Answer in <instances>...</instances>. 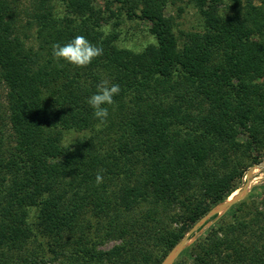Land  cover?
Masks as SVG:
<instances>
[{"label":"trees","instance_id":"1","mask_svg":"<svg viewBox=\"0 0 264 264\" xmlns=\"http://www.w3.org/2000/svg\"><path fill=\"white\" fill-rule=\"evenodd\" d=\"M37 1L46 25L53 4ZM62 1L82 11L78 26L36 48L20 34L18 0H0V120L12 138L0 131V264H160L264 155V0L233 17L191 0L205 19L189 30L168 0ZM128 20L147 21L153 42L120 47ZM85 29L102 54L55 63L52 45ZM102 80L120 92L98 126L86 98ZM229 212L174 264H264V201ZM101 239L119 242L103 250Z\"/></svg>","mask_w":264,"mask_h":264},{"label":"rangeland","instance_id":"2","mask_svg":"<svg viewBox=\"0 0 264 264\" xmlns=\"http://www.w3.org/2000/svg\"><path fill=\"white\" fill-rule=\"evenodd\" d=\"M73 1V4L75 6L79 5L83 0H71ZM93 3L101 8H106V2L108 0H92ZM141 1V0H138ZM206 3L212 8L214 14L220 15L223 14V12H227L228 16H234L236 12L238 11L240 6V2L245 4V0H205ZM254 3H258V0H254ZM18 4L20 5V34L25 38L27 44H31L35 46L36 48L42 44V46L50 47L51 44H47L45 42L46 39H49L52 37L53 32L55 31L56 27L60 28L62 31H66L72 27L78 26V23L80 22L79 17H81V12L78 8V16L76 14H73L71 11H69L68 7L66 6V3H64L62 0H50L49 4H53L52 8L48 7V10H51L52 12V21L49 22L46 25L40 24L38 22V18L34 16L35 11H44L43 8L39 9L38 4L39 2L37 0H18ZM140 7H143V4H140ZM206 4L203 5V9H205ZM113 9L116 11V4L112 6ZM85 9V8H83ZM167 14L172 13V15L175 16L176 22L178 24L179 28H182L184 30L189 29H195L198 26L203 24V19H205L204 14L202 13L201 9L199 8L198 4L191 0H168L167 2ZM72 17L74 19L68 20ZM108 19H116V17H110ZM102 20V18H100ZM107 24L104 22V27ZM117 31L120 33V37L118 39V45L120 47H127L131 48L133 50H142L149 42H153V38L151 33L149 32V23L144 20H128L126 23H121L119 26L116 27ZM256 29V26L253 28ZM87 30L85 29V34H79L80 36H86ZM95 43V42H92ZM52 49V48H51ZM44 56L45 57H52L49 54L48 48L44 49ZM55 63H58L57 59L54 58L53 60ZM6 85L4 82L0 81V106H3L7 103L6 99ZM1 111V110H0ZM3 114V113H0ZM4 120H0V127L1 132L3 133V139L4 143L8 145V143L11 142V132L9 130V127ZM77 133H71L69 136L70 139H72L74 136H76ZM1 135V133H0ZM264 161V155L260 158L258 163H255L247 169V172L252 166H255L259 163ZM252 188L250 191L246 194V196L242 199L246 202H252L255 201V203H260L261 201H264V167L261 168L259 166L255 167L254 173L250 178ZM247 181V173L244 176L241 185L236 192L241 189L244 184ZM234 191V192H235ZM233 192V193H234ZM240 200V201H242ZM239 201V202H240ZM238 203V202H237ZM229 210V209H228ZM227 210V211H228ZM224 212L220 214L219 216L215 217L214 219L209 220L208 225L200 231L197 236L193 237L190 241V244L194 243L199 236L205 234L206 229L211 226L213 223H216L223 215H231L232 212L227 213ZM99 239V238H98ZM117 240H108V239H101V242L97 245L98 249L107 250L111 248L114 244L118 243ZM189 244V245H190ZM185 257H187L190 261L192 259V256L185 252L183 254ZM60 258L58 260H55L52 262V264L59 263Z\"/></svg>","mask_w":264,"mask_h":264},{"label":"clouds","instance_id":"3","mask_svg":"<svg viewBox=\"0 0 264 264\" xmlns=\"http://www.w3.org/2000/svg\"><path fill=\"white\" fill-rule=\"evenodd\" d=\"M102 54V49L95 46L84 36H75L66 43L52 45L53 58L76 67H85ZM120 92L118 83H109L102 80L96 86V91L86 98V103L92 109L93 117L98 126L106 122L109 115L108 106L114 103V97ZM102 176L98 173L96 182L100 183Z\"/></svg>","mask_w":264,"mask_h":264},{"label":"water","instance_id":"4","mask_svg":"<svg viewBox=\"0 0 264 264\" xmlns=\"http://www.w3.org/2000/svg\"><path fill=\"white\" fill-rule=\"evenodd\" d=\"M264 167V161L261 163L252 166L247 172V181L244 186L239 189L235 195H231L226 200L218 203L216 206L212 207L204 216H202L186 233V235L168 252L165 258L161 261L160 264H174L178 259L182 251L190 244V241L193 237L197 236V234L202 231L209 223V219L215 215L219 216L220 214L226 212L230 209L234 204L242 200L246 194L252 188L251 184V176L254 173L255 167ZM194 235V236H193Z\"/></svg>","mask_w":264,"mask_h":264},{"label":"bare ground","instance_id":"5","mask_svg":"<svg viewBox=\"0 0 264 264\" xmlns=\"http://www.w3.org/2000/svg\"><path fill=\"white\" fill-rule=\"evenodd\" d=\"M235 194H236V192H234V193L232 194V196L235 195ZM232 196H231V197H232Z\"/></svg>","mask_w":264,"mask_h":264}]
</instances>
